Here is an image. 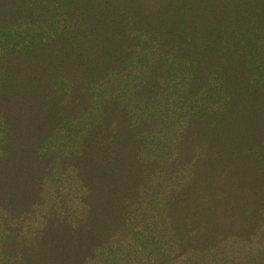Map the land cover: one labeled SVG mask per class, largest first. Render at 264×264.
Listing matches in <instances>:
<instances>
[{
	"label": "trees",
	"instance_id": "obj_1",
	"mask_svg": "<svg viewBox=\"0 0 264 264\" xmlns=\"http://www.w3.org/2000/svg\"><path fill=\"white\" fill-rule=\"evenodd\" d=\"M0 264H264V0H0Z\"/></svg>",
	"mask_w": 264,
	"mask_h": 264
}]
</instances>
